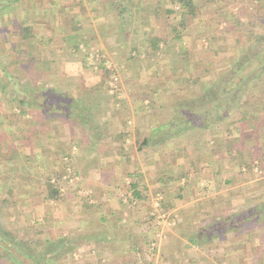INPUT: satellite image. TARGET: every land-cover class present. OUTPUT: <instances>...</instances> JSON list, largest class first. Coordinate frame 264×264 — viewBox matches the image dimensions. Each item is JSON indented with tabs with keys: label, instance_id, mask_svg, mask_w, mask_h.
<instances>
[{
	"label": "rangeland",
	"instance_id": "1",
	"mask_svg": "<svg viewBox=\"0 0 264 264\" xmlns=\"http://www.w3.org/2000/svg\"><path fill=\"white\" fill-rule=\"evenodd\" d=\"M87 1L88 0H18L14 2L9 9L7 8L8 10L5 8L2 9L3 2H0L2 5H0V48L2 49L1 51L4 52L3 61L5 63H10L11 72L14 75H19L22 71L24 75H27L30 80L32 79L33 81L39 78L38 75H28L24 68L26 65L32 66L33 60L38 59V57L40 58V53L36 51V45L33 46V44H35L34 41L40 42V40L38 41V33L44 29L53 30L58 25L60 26L66 23L71 28L69 18L72 17L74 12H76L74 19L78 16V21H80L76 23L82 22L81 24H92L97 21L104 22L105 27V13L110 9L108 3H103L96 8V6L93 5V2L97 4L96 1L89 0L93 2L92 5H90V9H88L86 6ZM137 1L138 0H136V2ZM52 2H57V7L54 12L50 13L48 9L52 6ZM199 2L202 3L203 6L199 10L198 16L187 18L184 28L176 26L178 31L181 30L179 37L174 36L175 34L171 25V22H173V25H177L178 15H165V13L160 10L164 3L162 0H141L138 2L137 13L133 16L129 28L114 31L110 27L111 30H106L105 27L104 33L106 36L112 35V40L111 38L105 40L106 38L104 37L103 40L105 41L100 43L97 41V38H90L91 41L89 40L90 42L87 47L79 45V51L77 53L84 56L81 59L85 67L99 74L97 77L98 79L100 77L101 81L100 86L95 92L93 90L92 92L83 90L85 101L88 102L87 105L90 106L89 110L104 111V108H106L107 111H135V113L142 111L145 117L147 115L145 111H154L151 115H153V113L155 115L148 117L146 122L148 124L158 123L160 119L159 113L155 112L156 102L153 99H155L154 94L156 95V93H154L153 90L157 92L160 83L168 82L171 86L169 85L167 88L170 87V90L177 93L181 91L187 83H192L195 79L197 81L195 88L198 87L202 89L205 87L207 88V86L209 88L214 84L222 83L224 78L226 80L230 79V72L236 69L235 64L237 63V58L242 54L246 56L244 59L246 60L245 62L248 63L244 72L248 73L251 69L256 67L259 60L263 57L264 52L261 51L255 58H252L251 55L256 51V46L252 44L255 41V36L264 32V22L262 19V17H264V0H216L212 3H207V0H199ZM154 12H158V17L154 16ZM12 22H21L25 25H30L34 37L29 40H23L18 36V31L13 28ZM147 33L158 36L165 35L163 36L165 37V41L163 43L161 42L159 46L160 49L155 55L150 57L147 56V45L145 43ZM90 35L91 34H89V36ZM86 38H89L88 35ZM111 43H120L123 48L121 47L120 51L108 52L106 48L107 46H112ZM132 45L139 51L135 50L133 54H131L130 51L124 52V50L128 51L129 46ZM90 49L100 50L106 61L104 68L100 67L98 64H90L88 59V52ZM121 50L123 52H121ZM26 51L30 52L27 54ZM142 53L144 54L142 55L144 56V62L140 61L142 58L140 55ZM131 57H135L134 59L137 58L139 60L136 62L133 60L132 65L130 61ZM28 70L31 72V69ZM113 76L115 78H112ZM236 80L237 79L234 81ZM31 81L26 83L28 87L33 85L43 86L42 82L37 84L36 82L31 83ZM19 85L20 84L16 82V78H13L11 87ZM256 85L257 86L252 88L244 86L242 94L237 96L238 103L235 105L231 107L229 105L228 107L221 103L220 107L215 109L216 114L214 115L219 120L218 122L211 123V125L218 129L224 127L226 131H231L234 124L239 125V122L235 121V119L237 117L244 119L243 115L245 113L256 111L255 105L257 103H259L261 107L259 111H264V86L259 83ZM163 89H166V87L162 88L161 91ZM0 91L2 90L0 89ZM74 95L78 98L77 95H79V92L75 91ZM2 96L4 95L2 94ZM100 98L101 101L99 100ZM2 100L8 105L11 111H5V109L3 110V108H1L0 117H4L8 120H11L13 117L16 118L17 110H13L9 102L0 98V102H2ZM224 111H226V113H224ZM132 116L133 115H130L129 120H132ZM145 117L141 116L138 118L140 120L138 127L143 128V131L137 130L138 135H143L145 134L144 132L148 133L150 131L148 127V130H146V126L142 124V119L145 121ZM128 124L129 123L126 122V126ZM240 125H245V123ZM3 128L1 127V129ZM3 130L4 131L0 132V162L2 164L5 163L2 158L8 159L14 152L17 153V150L15 151L8 148L7 140L9 134L6 129ZM131 133H133L132 136H130L133 142H131V144H126V146L131 153L135 154L140 150L138 148V142L141 136L139 138L136 137L135 131H131ZM211 136L214 137L212 133H208V137L212 139ZM230 138L231 133L230 136L227 135V139ZM189 139H191V137ZM226 140L223 141L225 144L224 149L228 153L229 149H226L229 148L230 141ZM73 142H75L73 145L70 143L67 145H69L72 154L74 152L78 153L79 144L77 141ZM166 142H162L161 145H166V148H168L167 150L172 151L170 152L171 158L167 156L168 153L158 154L157 157H160L158 160V163H160L158 164L159 167L163 160H165V156L167 160L169 157L173 161L181 156L179 149L176 150L175 142L172 143L170 140ZM214 144L213 142V145ZM142 152L145 154L150 153L147 150ZM20 154V156H22L24 153ZM79 157L80 156L77 155V157L71 158L70 155L63 154L61 156L62 162L59 167L56 166L57 168L51 171L48 170L49 168L45 167L42 170L43 182L38 183L43 186L44 190L39 193L37 198H29L28 202H25L26 199L24 196L20 198L17 196V198L14 197V192L7 187L8 180L4 182L5 184L0 180V191H8L7 194L5 193L6 196H1L0 194V224L15 234V242L18 246L19 243H23V245L20 244L21 249L29 250V252L34 255H42L44 252L52 250L51 253H54L55 256V264H113V262H116L114 259H110L106 262V260H95L86 257V260L79 261L78 255L84 251L81 252L75 244L79 237L75 233L71 234L70 232L74 231L67 230L62 223L66 222L68 224L72 218L76 220L80 219L86 223L85 227L90 228L93 226L94 228H92L95 232L102 233L104 231L102 224L106 223L108 226H114V223L117 225L127 223V219L123 216L121 217L120 213L122 214L123 211H129L132 207H138L144 202L147 206V209H145L146 214L144 213L139 223L147 226L146 234L148 237L147 235H143L140 246H138L141 247V249L135 253L136 258H134L132 262H130L131 255L127 260H123L121 263L117 261L115 264H142L143 261L150 262V264H264V219L259 220L257 224H255V227L248 226L239 236L232 231H228L222 236L214 234L211 239H207L205 235H203L201 237L202 239L199 241L200 244L189 243L190 241L185 238V236L193 231L187 230L193 227L194 229L199 228L200 225L204 226L209 222V216H204V214L207 213L206 211H209L206 209L209 207L205 204L207 201L201 199L197 200L195 193L191 197V199H195L192 203V207L194 208L183 205L185 201L182 194V199L176 196L183 190L180 191L178 189L177 183L175 190H173L174 195L167 196L164 201L171 205L170 208L168 207L169 205L164 208L160 202L163 193L156 192L155 194L153 188L149 186H147L149 188L146 194L149 199L144 201L133 199L130 201L129 196L131 194V189L129 184L131 178L138 172V166L135 163L130 164L129 161L124 160L121 161L120 164L113 163L112 169H116L119 177L122 176V178H119L121 181L119 180L117 188L113 190L114 196L107 201L108 204L105 207L107 210L101 214L102 224L97 226L88 225L93 218L91 216L92 213H87V215L85 213L74 214L75 211H72L63 214L62 217H65V220L59 224L60 226L58 228H53V231L48 230V227H57V221L61 219V214L58 216L57 213L50 216L44 214L43 211L48 206H52V208L54 207V209L58 211L64 206L76 208L77 205L91 211L96 210L97 212L101 209H105V203H101V200L94 195L95 193L93 194L89 189L81 187L83 178L81 179L80 176L82 175H79V170L73 163V160ZM2 164L0 165V169H4L3 175H15V173H12L15 172L14 170L11 172L9 171L8 164L5 166ZM79 166L81 169L86 167L87 171L85 173L87 174L88 166L85 164ZM259 166L262 168L264 167L263 165ZM262 168L256 170L252 178L258 179V174L261 172ZM18 172L19 177L22 175L24 176V173H26L23 166L18 168L16 173ZM49 173H51V181L56 179V176L60 174L59 191L61 195L57 200L47 198L46 180L47 174ZM193 174L189 176V172H187L188 176H184L186 179H189V177L195 178L196 176ZM130 175L133 176L131 177ZM261 175L264 176V169ZM249 176L250 174L248 175V173H246L245 177L249 178ZM13 182L14 180L12 183ZM184 183L183 185H185ZM257 184L259 186L257 190L259 194L258 198H261L260 195H262L264 199V178ZM186 196L190 197L189 194ZM188 201H190V199L186 200V202ZM252 201L254 200L250 199V202ZM144 203H142L141 207H143ZM197 203L202 204L201 209L196 207ZM111 209L114 210L115 213H112L109 217ZM190 218L192 222L188 223L187 220ZM68 225H72L70 227H75L73 223H69ZM99 227L100 229H98ZM60 229H63L64 232ZM148 241L150 244L146 246V242ZM152 243H154V245H152ZM3 245L5 244H0V264H16L8 258H10L9 254H12L11 251L15 254L17 250L13 248L10 251ZM193 245L194 247H192ZM151 246L155 247V249H150ZM233 248L235 253H232ZM123 252L127 253V251ZM17 255H19V253H17ZM138 256L139 258H137ZM256 256H259L257 263L255 260ZM18 259L20 264H33L30 257L20 255Z\"/></svg>",
	"mask_w": 264,
	"mask_h": 264
},
{
	"label": "crops",
	"instance_id": "2",
	"mask_svg": "<svg viewBox=\"0 0 264 264\" xmlns=\"http://www.w3.org/2000/svg\"><path fill=\"white\" fill-rule=\"evenodd\" d=\"M83 10L86 11L85 9ZM75 14L76 12H74L72 16H76ZM78 20L79 17L77 16L74 20L75 23L79 22ZM81 23H76L78 33H73L67 23L60 26L58 25L53 30L44 29L38 33V41L40 40V42L34 41V43L38 44L36 45V51L40 53V58L38 57V59L34 60L31 71L33 75H38L39 78H36L34 81L31 79V81L22 71L19 75L13 74V78H16L17 84L28 83L29 81H31V83L36 82L37 84L42 82L43 91L50 90L49 93L52 91V94L55 92L56 95L60 96V101H57V98L55 102L53 99L50 100L46 98L48 101H45L46 104L42 102L44 97H34L31 91L26 92L17 89L13 91L12 97L16 99V102L24 98L23 107L26 111H19L20 107L14 105L15 101L10 100L9 103L12 109L17 110L16 118L13 117L11 120H8L4 117H0V132L6 129L9 134L7 140L8 148L15 151L17 150V153L14 152L8 159L2 158L3 161H5L4 164L0 162L3 166L8 164L7 166L10 172L13 170L15 171L12 173H15L16 176L14 174L3 175L4 169H0V180H2L3 183L6 180L9 181L7 187L14 192V197L17 196L20 198L24 196L26 199L25 202H28L29 198H37L39 193L44 190L43 186L38 184L43 182L42 170L47 167L49 168L48 170L51 171L59 167L62 162L61 156L63 154H68L71 158H75L77 155L80 156L78 159L73 160V163L77 166L79 175H82L80 176L81 179L83 178L81 187L89 189L93 194L95 193L94 195H96V198H99L101 203H105L104 208L108 204V199L114 196L113 190L117 188L120 180L119 178H122V176L119 177L116 169H112L113 163L120 164L123 160L129 161L130 164H137V173L141 176L140 180L144 181L146 186L153 188L154 191L155 189L161 188L159 182H156V177H154L156 176V172H160L163 181L167 182V189L170 196L174 195L173 190H175L176 186V180L171 175V171L173 170L172 167L175 164L183 166L185 176H188L187 172H189V176H191L195 171L193 174L196 176L195 178L189 177V179H186L185 176L180 178L179 183L182 184L183 188L180 194L183 196L185 201L183 205L185 206H193L192 203L195 199H191V197L195 193L197 200L201 199L207 201V206L209 207L206 209L209 211H206L207 213L204 214V216L210 215L213 212L211 205L208 204L212 199H216V202L220 203V207L227 206L228 213L240 211L242 203L250 201V199L254 200L252 201L253 203L264 200L262 195H260L261 198H258L259 194L257 193L259 187L257 183L264 178V176L261 175L264 167L262 168L259 165L264 166V161L260 162L263 158H258L259 154L257 152V154H255V152L252 154V151L262 147V141L264 139V128L257 125L260 122L262 114V111H259V109H261L259 103L255 105L256 111H249V122H244L245 125L234 124L231 131H226L224 127L218 129L210 125L205 128L204 131L200 130L201 128H190L185 131V137L180 136L171 139L170 142H175L176 149H179L181 156L173 161L170 159V152L172 151L166 152L168 153L167 156H170V158L168 157L167 160L165 156V160H163L160 167L158 166V164H160L158 163L160 157H157L158 154L156 152L145 154L142 152L144 149H142L138 150L135 154L131 153L128 157L119 156V144L123 149L128 150L126 144H131V142H133L130 137L133 134L131 131H143V128L138 127L140 124L138 118L141 116L145 117L143 115L144 112L107 111L106 108H104V111L89 110L90 106L87 105L88 102L85 101L83 90L91 92L93 90L95 92L101 84L100 77L98 79L97 76L99 74L86 68L81 59L84 56L77 53L78 51H74V49L69 46L75 40L86 38L89 34L97 38V41L100 43L108 40L112 35L106 36L104 33V22L95 21L92 24ZM104 37L106 38L105 40H103ZM121 47L122 45L120 43H116L105 48L110 52L120 51ZM132 47L133 45L129 46L128 51L124 50V52L130 51L131 54H133V51H139L137 48ZM122 50L121 52H123ZM142 55L144 54L142 53L140 57ZM143 57L144 56L140 59L142 62H144ZM134 58L135 57L130 58L131 64L133 60L134 62L139 60ZM18 87L20 88L21 85ZM75 91L79 92V95H77L78 98L74 95ZM1 92L3 95L5 92L0 91V98L2 99ZM63 99L69 101L75 100L77 105H74L73 108L77 111H61L59 108H53L55 107L54 105L65 104ZM99 100L101 101V98ZM37 103L39 106L35 105ZM1 108H3V110L5 109V111H11L3 100L0 102V109ZM152 112L154 111H145L147 114L145 121L142 119V124L146 126V130L149 128L150 131L159 124V122L153 124H148L146 122L148 117L155 115L154 113L151 115ZM130 115H133L131 118L133 124L132 120H129ZM126 122L129 123L127 126ZM1 127L4 128L1 129ZM192 132L195 134L200 133L199 135L203 134L198 144L194 145L192 140L187 136L188 134L191 135ZM208 133H212L214 137L211 136V139L208 137ZM230 133L231 138L227 139V135L230 136ZM121 134L123 138L120 142L113 138ZM226 139L230 141V146L226 149H229V156L224 149L225 144L223 141ZM73 141L78 142L79 152H74L72 154L67 144L70 143L73 145V143H75ZM213 142L215 143L214 145ZM241 144L244 154V163L238 160L237 162L232 161L229 163L227 157H234L235 145L239 146ZM194 147L200 149L201 152L196 150V148L193 149ZM20 153L24 154L20 156ZM191 162L192 165L190 164ZM82 164L88 166L87 174L85 173L87 171L86 167L80 168L79 165ZM22 166L26 173H24V176L22 175L19 177V172L16 173V171ZM257 166L262 168L261 172L258 174V179L252 178V176L255 175V171L259 169ZM246 173H248V175L250 174L249 178L245 177ZM13 180L14 182L12 183ZM226 181L231 182V185H225ZM183 183L185 185H183ZM232 190L238 191L233 192ZM147 191L148 189L144 192V195L147 194ZM7 192L2 190L0 194L1 196H6L5 193L7 194ZM188 194L190 197L186 196ZM188 199H190V201L186 202ZM142 203L139 205L140 207H132L129 211H123L121 216L127 219V223L119 225L114 223V226H108L106 223L102 224L101 214L106 211L107 208L97 212L96 210L91 211L77 205L76 208L64 206L58 211L54 209V207L48 206L43 213L48 216L54 213H57V216L61 214V219L57 221V227H48V230L51 231L54 230L53 228H58L60 226L59 224L65 220V217H62L63 214L72 211H75L74 214L85 213L87 215V213H92L91 216L93 218L88 225L97 226L102 224L104 228L102 233L95 232L93 226V228L85 227L86 223L80 219L76 220L72 218V220L68 222V224L73 223L75 227H70L72 225H68L66 222L62 223L67 230L74 231L70 232L71 234L75 233L79 237L75 244L81 252L84 250L83 253L78 255L79 261L86 260V257H88L89 259L106 260V262L110 259H114V261L121 263L123 260H127L131 255L135 257V253L140 251L138 250V246H140L143 235H147V226L139 223L144 213L146 214L145 209H147L145 203L143 205L144 208L141 207ZM110 211L112 212L114 210L111 209ZM98 229H100V227ZM60 230L63 231V229ZM192 247H194V245ZM123 251H127V253ZM232 253H235L234 248L232 249ZM258 257H255L256 263ZM137 258H139V256Z\"/></svg>",
	"mask_w": 264,
	"mask_h": 264
},
{
	"label": "trees",
	"instance_id": "3",
	"mask_svg": "<svg viewBox=\"0 0 264 264\" xmlns=\"http://www.w3.org/2000/svg\"><path fill=\"white\" fill-rule=\"evenodd\" d=\"M18 0H0V2H3V6L1 7L2 9H9L10 6ZM94 1V0H93ZM93 1H87L86 6L88 9H90V5H92ZM97 4L93 2V5L98 8L101 6L103 3H108L109 5V10L105 13V22H106V30L107 29H113L114 31L118 30H124L125 28L130 27V23L133 20V16L136 15V10L138 6V2L141 0H95ZM213 1L216 0H207V3H212ZM222 1V0H220ZM163 6L162 10L165 15H171L175 14L178 15L177 18V25H173V22H171L172 29L174 31V36L179 37L181 30H177L176 26H180L184 28V25L186 23L187 18L191 17H197L199 14V10L202 8L203 4L199 2V0H162ZM57 2H52V6L49 7V12H54L55 8L57 7ZM158 7V5H157ZM176 7V8H175ZM7 9V10H8ZM156 9V7H155ZM154 9V10H155ZM157 10V9H156ZM154 16L158 17V12H154ZM75 16H72L69 18V22L71 24V31L73 33L77 32L76 24H75ZM263 22H264V17H262ZM80 22V21H79ZM13 28H15L18 31V36H20L23 40H29L30 38L34 37V33L31 32L32 28L30 25H25L21 22H12ZM108 25V27H107ZM75 27V28H74ZM110 27V28H109ZM110 29V30H111ZM78 33V32H77ZM158 36V35H153V34H148L145 37V43L147 45V56H153L155 53L160 49V44L161 42L163 43L165 41V37ZM89 38H81L75 40L69 47L79 51V45L82 47H87L89 45V42L91 41L90 38H94L92 35H88ZM90 40V41H89ZM38 45V44H33V46ZM253 46H256V51L253 52L252 58H255L258 53L261 51L264 52V32L262 34H258L255 36V41L252 44ZM31 46V45H29ZM80 46V47H81ZM2 49L0 48V89L4 91V97L2 96V99H5L6 102H9L10 100L15 101L14 105H18L19 111H26L23 107V102L24 98L19 99L18 102H16V99L13 96V91L15 90H22L29 92L31 91L33 96L39 97L42 96L44 97L42 99V102L44 103L47 101L49 98L50 100L53 99L55 102L58 98L57 101H60V96L56 95L55 92L54 94L49 93L50 90H42L43 86H31L28 87L26 83H20L21 87L19 88L18 86L11 87V82L13 78V73L10 70V63H5L3 61L4 59V52L1 51ZM30 51H26L28 54ZM245 52V51H244ZM264 54V53H263ZM31 57V56H30ZM243 54L237 58V63L235 64L236 69H233V71L230 72L229 80L223 79L222 83H217L212 85L211 87L207 88H195L197 85V81L195 79L194 82L192 83H187V85L181 90L177 92H173V90H170V87L167 88V86H171L168 82H163L158 85L159 87V92H155L156 95L154 94L153 100L156 102V111L159 113V119L160 122L159 124L153 128L151 131L144 132L145 134L143 135H138L137 131L135 134L137 135L136 137H140L141 139L138 142V148L147 150L148 152H156L157 154L161 153H166L168 152V148H166V145H161L162 142H166L168 140L184 136L186 134L185 131L190 129V128H201L200 130L204 131L205 128L209 127L211 123L218 122L219 119H217L214 115L215 109L220 107V104L223 103L226 106L230 107L238 103V95L242 94L243 92V87L248 86V87H255L257 86L256 84H262L264 86V55L263 57L259 60L258 64L256 67L251 69L250 72L246 73L244 72L246 66L248 63H246L245 58ZM34 58V57H33ZM35 60V59H34ZM33 60V61H34ZM104 61V60H102ZM32 65V64H31ZM32 66H26L25 71L30 75L32 74V71L30 72L28 69H31ZM100 67L104 68V64H100ZM105 70V69H104ZM2 73V74H1ZM4 76V77H3ZM237 79L236 81H234ZM257 81V82H255ZM9 85V86H8ZM19 85V86H20ZM161 91L162 88H165ZM207 89V90H206ZM37 90V91H36ZM49 93V95H48ZM152 93V92H151ZM47 98V99H46ZM64 100V99H63ZM48 102V101H47ZM65 104L63 105H54L55 107L53 108H59L61 111H75L76 109L73 108L74 105L76 106L77 103L75 100H64ZM46 103V102H45ZM60 103V102H59ZM47 104V103H46ZM36 106H39V104H35ZM59 106V107H58ZM79 108V107H78ZM213 108V111H212ZM264 109V107H263ZM77 111V110H76ZM217 112V111H216ZM226 113V111H224ZM217 116V115H216ZM244 119L236 118L235 121L239 122V125L244 123V122H249V113H245L243 115ZM191 122V123H189ZM233 124V123H232ZM254 124V123H253ZM260 125L262 128H264V111H262L261 114V119L260 122L257 124ZM255 126V125H254ZM231 128V127H229ZM230 131V130H229ZM200 134V133H199ZM195 134L192 132V134H188L187 136L192 140V143L198 144L199 141L201 140V137L203 134L199 135ZM185 137V136H184ZM116 141H121L123 138V135H116L115 137ZM263 145L259 149H255L253 152H257L259 154L258 158H263L260 162L264 161V139H263ZM168 143V142H166ZM120 150H119V156L122 157H128V155L131 154L129 150L123 149V147L119 144ZM198 150L201 152L200 149L197 147H194L193 149ZM177 150V149H176ZM228 156L230 153L227 154ZM229 163L234 161L237 162L240 161L241 163L243 162L244 159V154H243V148L242 144L237 146L235 145L234 147V157H230ZM192 165V162L190 163ZM240 166V165H239ZM171 175L172 177L176 180L178 189L181 191L182 185H180L179 180L180 177L184 176V171L182 166H179L175 164L172 167ZM60 175V174H59ZM57 175L56 179L51 181V173L47 174V180H46V188H47V198L51 200H57L59 198L60 191V176ZM139 173H136L133 178L130 180V191L131 194L129 196L130 201L131 200H138V201H144L149 199L146 195H144V192L148 189L144 181L140 180ZM156 176V182H159L160 189H155V192L163 193L162 199H161V204L164 208H166L169 204H167L165 201L166 197L169 196L168 193V187H167V182L163 181L162 176L160 175V172L155 173ZM170 175V176H171ZM131 176V175H130ZM131 176V177H132ZM8 178V177H7ZM6 178V179H7ZM9 179V178H8ZM225 185L230 186L231 182H225ZM230 190V188H229ZM233 192H236L238 190H232ZM232 193V192H230ZM177 198L182 199L181 194L176 195ZM207 204V202L205 203ZM209 205L212 206L213 212L210 215V222L207 223L206 225L202 226L200 225L199 228L194 229V227L191 229H188L187 231H193L192 233H189L185 236L190 243H195V244H200L199 241L202 239L201 237L205 235L207 239H211L214 234L217 236H222L228 231L234 232L237 236H239L240 233L244 232L245 229H247L248 226H254L257 224V222L261 219H264V200L263 201H258L256 203L250 202V201H245L241 205V210L236 211L234 213H228V207L227 206H221L220 203L216 202V199H212L211 201L208 202ZM169 208L171 205L168 206ZM197 208H202L201 203L196 204ZM114 214L115 212L112 211L109 213V217L111 214ZM129 213V212H128ZM121 215V213H120ZM119 215V218H120ZM1 216V215H0ZM216 216V217H215ZM122 217V216H121ZM104 219V217H103ZM105 221V220H103ZM187 222H192L191 218L187 220ZM15 234L12 233L10 230L6 229L2 224H0V244L3 243L8 250L11 251V249L15 248L17 250V253L10 255L9 260L16 264H20L18 257L20 255L22 256H27L30 257L33 264H55V256L54 253H51L52 250L44 252V254L39 255V254H32L29 252V250L21 249L20 244L23 245V243L18 244L15 242ZM12 240V243H11ZM131 241V239L129 238ZM146 241V240H145ZM146 246H149V241L146 242ZM148 248V247H146ZM28 249V248H27ZM141 247H138V250H140ZM151 249V247H150ZM155 247H153L152 250H154ZM28 251V252H27ZM136 257L130 258V262H132ZM116 262H113L115 264ZM142 264H150V262L143 261Z\"/></svg>",
	"mask_w": 264,
	"mask_h": 264
},
{
	"label": "built area",
	"instance_id": "4",
	"mask_svg": "<svg viewBox=\"0 0 264 264\" xmlns=\"http://www.w3.org/2000/svg\"><path fill=\"white\" fill-rule=\"evenodd\" d=\"M88 54H89L88 59L90 61V64H98L99 66L101 63L106 64V61L103 58L104 56L102 55L99 49H90ZM112 78H115V77L113 76ZM152 245H154V243H152ZM151 249H153V246H151Z\"/></svg>",
	"mask_w": 264,
	"mask_h": 264
}]
</instances>
